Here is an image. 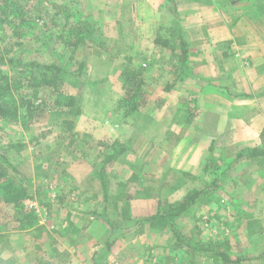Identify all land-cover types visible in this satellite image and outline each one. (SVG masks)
<instances>
[{
	"label": "crops",
	"instance_id": "obj_1",
	"mask_svg": "<svg viewBox=\"0 0 264 264\" xmlns=\"http://www.w3.org/2000/svg\"><path fill=\"white\" fill-rule=\"evenodd\" d=\"M87 6L91 15L86 12V23L97 31L101 26L105 29L103 41L118 45L134 43L139 47V53L120 56L119 52H113L105 56L102 45H96L97 48L101 46L97 54L101 51L99 55H103L107 63L116 59L124 61L109 69L103 65L100 70L117 72L116 78L121 85L119 94L122 95V70L126 62L131 61L132 68L142 70L143 89L149 91L140 109L143 116L139 126L127 119L116 122L113 116L111 132L101 130L95 134L100 137L96 139H104L106 135V138L119 139L127 146V151L108 166V179L113 175L112 166L118 165L121 170L114 172L117 178L126 177L128 180L138 174L141 179L131 183L135 188L149 190L152 187L143 186V183L159 180L158 176L167 178V172L182 169L183 174L196 179L212 171L206 169L211 158H235L240 148L261 145L264 129V0H89ZM131 28L133 32L128 33ZM132 33H135L133 37L130 36ZM181 58H185L186 63L181 62ZM103 82L97 85L102 90L100 93L92 92L93 97L82 98L83 107L88 108L85 109V119H89V107L100 103L108 91L109 99H112L110 81ZM111 103L113 108L112 100ZM94 120L93 117L83 122L90 124ZM124 130L129 132L128 136L124 133L121 136ZM87 165L83 175H79V183L73 177L65 188L71 187L81 197L85 195L86 200L99 202L103 198V185L94 163L88 162ZM167 182H163V187L170 184ZM173 187L181 188L179 185ZM244 187L246 184H237L229 189L239 197L240 189ZM132 193L131 198H123L129 208L136 206L135 201L140 196L131 190ZM180 199L178 196L171 201ZM199 202L200 208L208 207L206 213L215 215L216 219L224 215L216 210L226 213L221 209L222 202L206 198ZM243 203L250 214L255 212L258 216L253 218L264 219V196ZM74 204L78 205V202ZM235 212L234 208L230 210V219L239 218H235ZM91 219L87 228L81 230L85 235L93 228L97 230V225L103 221L99 216ZM103 230L109 235L105 239L111 240L113 232ZM254 231L246 236L249 249H254L252 251L256 254L251 260L264 264V244L257 246L259 241L264 242V231ZM123 235L118 238H124ZM232 235L235 232L230 237ZM114 246L115 241L110 248L112 253H118V262L114 264H189L191 259L184 249H177L173 244L160 248L138 244L129 248L123 244ZM89 247L90 250L83 251L98 249Z\"/></svg>",
	"mask_w": 264,
	"mask_h": 264
},
{
	"label": "rangeland",
	"instance_id": "obj_2",
	"mask_svg": "<svg viewBox=\"0 0 264 264\" xmlns=\"http://www.w3.org/2000/svg\"><path fill=\"white\" fill-rule=\"evenodd\" d=\"M44 1L48 4H44L43 7L50 11L51 16L54 15L57 8L62 9L65 15L64 12H67L65 7H67L69 14L74 15L77 13V19L81 21L82 26L87 28L89 22L86 23V12L91 15L89 10L86 9L88 8L87 3L89 0ZM79 13H82V15H79ZM43 24V21L36 22V25L32 26V28H25L24 38L14 39V41L20 42V46L17 44L15 48L17 55L23 56L25 62H57L68 72L76 70L80 62H84L85 66L80 77L67 75L64 84H62L63 91L77 98V105L69 111L54 107L53 103L56 95L54 94L53 86L50 85L48 78L45 79L41 75L40 70H34V84L30 85L29 78L31 76L26 66L25 87L23 86L19 90L27 97L33 96V93L37 91L39 98H47L51 103L50 108L43 116L34 120H23L24 116H20L14 122L0 120V148L12 164L17 167L18 171L30 179L31 185L37 191L36 198L24 200V204L30 210L33 209L36 215L34 226L25 228L24 225L22 227L19 220H11L0 225V234H3L0 242V264H77V262L79 264H84L85 262L94 264L95 257H98L96 261L99 260L100 264H114V262H118V253H112L111 251L108 254L103 253L105 252L103 250L106 249V241L109 240L105 239L109 235L103 229L113 232L111 240L115 241L114 247L123 244L129 248L128 246L138 244L144 247L153 245L160 248L174 244L175 238L168 231L157 230L152 224L132 225L140 220L138 216L144 218L155 211L159 197L164 201L170 202L177 199L178 196L183 199L182 197L186 192L188 193L192 189L208 187L215 178L210 175L214 171L221 176L219 189L207 191L189 211L178 218V229L183 235L190 236L201 243L217 244L233 259L245 257L246 260L240 264H261L252 262L251 259L256 254L252 251L254 249H249L246 236L252 230H255L254 232L256 233L261 232V230L263 232L264 219L253 218L258 216L255 212L253 213L254 215L250 214L247 205L243 202L260 195L264 196V158L258 160L244 157L236 159L234 156L231 158L227 156L211 158L207 165H213L211 167L212 171L205 172L201 176L196 177V179L193 178L194 176L184 175L182 169L167 172L169 176L167 178L160 179L161 177L158 176L159 180L154 179L152 181L148 180V183L144 182L143 186L152 188L149 190L148 188L144 189L145 193H141L135 201L136 206L130 208L129 205L124 203L126 200H114L115 195L120 194V192L122 193L118 197L122 198L128 191L134 190L135 192V189L131 186L133 183L128 188L121 185L127 181V178H117L114 172L121 170L118 165L112 166L113 173L111 172V174L113 175L108 180L110 194L108 204L103 202V198L99 202L86 200L85 195L81 197L80 193L71 189V187L65 188L73 177L79 183L81 178L79 175H83L88 162H93L95 167L97 166L99 169L105 158L104 154L110 149L111 142L114 139L112 137L106 138V135L103 137L104 139H96L100 137H95V134H98L101 130L110 133L114 123L113 116L116 117V122L126 121L127 119L130 123L137 126L140 125L141 117L143 116L141 111L132 113L127 117L123 116L124 109L119 106V101L124 97V92L122 95L119 94L121 85L116 78L117 72L110 71L105 73V71L100 70L103 65L109 69L110 66H115L122 60L116 59L110 64L109 62L107 63L104 61L103 55H99L101 51L97 54L101 46L97 48L96 45H102V49L106 53L104 54L105 56L113 52H119L120 56L130 55L136 51L139 53V47L134 43L130 45L107 44L101 39L102 34L105 36V29L101 26L98 31L95 30L94 34L91 35L93 39L90 43L92 45H89L87 41L86 44L79 46L72 53L71 45L59 40L56 43H48L46 46L42 44V40L39 42V38L42 35L41 25ZM97 26L99 25L97 24ZM127 32H133V29L131 28ZM134 35L132 33L130 36L133 37ZM8 40H12L10 33L0 29L1 45L5 46L6 43H10ZM121 63L123 64L124 61ZM9 68L11 69V74L15 75V70L12 67ZM106 75H110V77ZM103 81H110V90L113 93L112 99H109L108 91V95L102 97L100 103L95 106L92 105L91 108L89 107V119H85V109L88 108L83 107L82 98L93 97L92 92L100 93L102 90L100 91L97 85L103 84ZM114 82L116 84L111 85ZM144 92L147 99L149 91ZM119 95L121 96L119 97ZM111 100L114 102L113 108H111ZM78 108L81 109L80 121H77L79 116L76 115ZM93 117L95 120L92 123L86 124L83 122ZM123 133L126 136L129 134L127 130L121 132V136H123ZM126 136L124 137L126 138ZM244 150L246 149L240 148L239 152ZM90 151L93 152L90 153ZM122 164L125 163L123 162ZM12 175H16L19 183L23 182L19 173L12 172ZM164 181H168L167 184H170L163 187L165 185L163 184ZM237 184H246V187L240 189L239 197H236L237 195L233 193V190L229 189L231 187L235 188ZM176 185L181 188H174L173 186ZM149 192L153 193V196L148 195ZM78 196H80V200H77ZM202 198L222 202L221 209L226 211V213L219 209L216 211L224 213L223 217L219 215V219H216L214 218L215 215L207 214L208 207L206 206L201 209L199 201ZM74 202H78V205H75ZM32 203L35 204L33 207L30 206ZM1 204H5V202L3 201ZM104 206L108 207L107 215L111 221L115 225L122 223L120 225L122 228L114 229L99 216L103 220L101 224L104 225L100 226L101 224H98L97 230L93 228L91 233L83 234L81 230H84L90 224L92 221L91 217H98L96 212L103 211ZM6 207L2 208L1 214L7 220H10L7 212L12 214L13 207L11 204L6 205ZM233 208L237 215L235 218L238 216L239 218H231V221L229 213ZM130 212H132V215ZM202 213H205L203 218ZM0 221L3 222L2 219ZM128 226H130V230H128ZM232 229L235 235L237 233V237L235 235L230 237L233 234L231 232ZM131 232L135 234L137 232L138 234L135 237L132 236L133 234L129 235ZM121 234H124V238H118ZM116 240L118 241L116 242ZM263 244V241H259L257 246L260 247ZM89 246L98 249L95 252L83 251V249H89ZM91 254H93V257H91ZM104 254L107 256H103ZM196 255L197 259H194V264H224L219 261V258L215 259L216 256L212 252L196 253Z\"/></svg>",
	"mask_w": 264,
	"mask_h": 264
},
{
	"label": "trees",
	"instance_id": "obj_3",
	"mask_svg": "<svg viewBox=\"0 0 264 264\" xmlns=\"http://www.w3.org/2000/svg\"><path fill=\"white\" fill-rule=\"evenodd\" d=\"M44 0H0V29L6 30L12 36V40H8L10 43H6L2 46L0 43V120L5 122L17 121L20 116H24L23 120H34L45 114L50 108L51 103L47 98H39L38 92L35 91L33 96H25L19 90L23 86L25 87V67H28L30 72V85L34 84V70H40L41 75L53 86L54 94L56 95L53 103L54 107L69 111L77 105V98L72 94L62 90V84H64L65 77L72 75L80 77L84 71V62H80L79 67L73 71H67L57 62H37L30 61L25 62L23 56L17 55L15 52L16 45L20 46V42L14 41V39L24 38L25 28H32L36 25V22L43 21L41 25L42 35L39 38V42L42 40L43 45H48L51 42H57L58 40L71 45L72 53H74L79 46L86 44L89 45L92 41V36L95 29L87 24L81 25V21L77 19V13L74 15L69 14V9L65 7L67 12H64L60 8L56 9L53 16L50 15V11L43 7ZM57 6V5H54ZM63 14V15H62ZM79 15H82L79 13ZM49 19V21H47ZM91 36V37H90ZM52 40V41H51ZM161 38H159L160 42ZM162 42V41H161ZM185 54V52H183ZM181 62L186 63L185 58H181ZM127 65L122 70V84L124 89V97L119 101V106L124 109L123 116H130L132 113L140 111L144 106L145 94L143 86L145 85V78L141 69L132 68L130 66L131 61L126 62ZM15 70V75L11 74V69ZM18 95V96H17ZM81 114V109L78 108L76 115ZM102 151V150H101ZM127 151V146L119 139L113 140L110 145V149L105 152V158L100 164L98 174L103 185V201L108 204L109 201V179L106 176V170L108 166ZM103 153V152H102ZM264 158V129L261 133V145L259 147H249L244 151L238 153L236 159L239 158ZM213 165H207L208 169ZM12 172H17L22 177L23 182H18L16 175H12ZM188 175L187 173H184ZM211 176L215 177L208 187L202 189H192L190 192L175 202L164 201L160 198L157 200L156 211L141 218L138 222L132 226H139L140 224H152L155 229L160 231H168L175 238L173 244L177 249H184V253L189 254L191 257L190 264H194L197 259L196 253L212 252L219 258L224 264H240L245 257L231 258L224 250L213 243H201L196 241L190 236H185L181 233L177 226V219L183 214L189 211L193 205L197 203L203 194H206L209 190L219 189L220 174L211 172ZM138 174H133L127 182H123L122 185L126 188L132 184V181H139L141 178ZM140 178V179H139ZM138 195L145 193L144 188L134 187L131 185ZM134 191V190H133ZM36 189L31 185V181L25 175L21 174L17 167L12 164L9 158L5 155L4 151L0 148V225L11 220H19L21 226L25 225V228H30L35 225L36 215L32 210L24 204L26 199L36 198ZM122 192H120L121 194ZM120 194L115 195V201L124 200L123 198L133 196L131 191L126 192V195L118 197ZM148 195H151L149 192ZM160 195V194H159ZM127 199V198H126ZM5 204H1V202ZM11 204L13 207L12 214L7 212L10 220H7L4 215L1 214L2 208ZM7 208V207H6ZM108 207L104 206L103 211L96 213L102 217L104 221L111 225L114 229L122 228L120 224L115 225L109 216L107 215ZM95 213V212H94ZM130 230V226L127 227ZM132 228V227H131ZM114 231V230H113ZM123 235V234H121ZM3 234H0V242L2 241ZM172 240V239H171ZM114 240H109L106 244V249L103 250L107 253L113 245ZM4 246V244H2ZM103 256H107L104 254ZM100 257V256H99ZM98 257H95L94 264H100Z\"/></svg>",
	"mask_w": 264,
	"mask_h": 264
},
{
	"label": "built area",
	"instance_id": "obj_4",
	"mask_svg": "<svg viewBox=\"0 0 264 264\" xmlns=\"http://www.w3.org/2000/svg\"><path fill=\"white\" fill-rule=\"evenodd\" d=\"M34 205H35L34 203L30 204V206H32V207H33Z\"/></svg>",
	"mask_w": 264,
	"mask_h": 264
}]
</instances>
